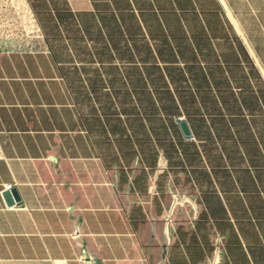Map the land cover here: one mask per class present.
I'll use <instances>...</instances> for the list:
<instances>
[{
    "label": "crops",
    "instance_id": "0c3cea01",
    "mask_svg": "<svg viewBox=\"0 0 264 264\" xmlns=\"http://www.w3.org/2000/svg\"><path fill=\"white\" fill-rule=\"evenodd\" d=\"M25 2L0 264H264V0Z\"/></svg>",
    "mask_w": 264,
    "mask_h": 264
},
{
    "label": "rangeland",
    "instance_id": "374dc122",
    "mask_svg": "<svg viewBox=\"0 0 264 264\" xmlns=\"http://www.w3.org/2000/svg\"><path fill=\"white\" fill-rule=\"evenodd\" d=\"M37 30L25 0H0V46L34 47Z\"/></svg>",
    "mask_w": 264,
    "mask_h": 264
},
{
    "label": "water",
    "instance_id": "95a60500",
    "mask_svg": "<svg viewBox=\"0 0 264 264\" xmlns=\"http://www.w3.org/2000/svg\"><path fill=\"white\" fill-rule=\"evenodd\" d=\"M178 126L181 130L182 135L184 136V138H190L191 137V133L190 130L186 124V122L184 120H178ZM4 201L6 203L7 206H12L14 204H18L20 203V197L18 194V191L15 188H12L8 191H5L2 194Z\"/></svg>",
    "mask_w": 264,
    "mask_h": 264
},
{
    "label": "built area",
    "instance_id": "2783aa9c",
    "mask_svg": "<svg viewBox=\"0 0 264 264\" xmlns=\"http://www.w3.org/2000/svg\"><path fill=\"white\" fill-rule=\"evenodd\" d=\"M11 186H5L4 190H9ZM61 264H65L64 262H62Z\"/></svg>",
    "mask_w": 264,
    "mask_h": 264
}]
</instances>
